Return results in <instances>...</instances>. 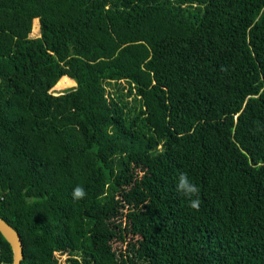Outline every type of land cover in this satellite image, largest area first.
Returning a JSON list of instances; mask_svg holds the SVG:
<instances>
[{"label": "trees", "instance_id": "16d2710c", "mask_svg": "<svg viewBox=\"0 0 264 264\" xmlns=\"http://www.w3.org/2000/svg\"><path fill=\"white\" fill-rule=\"evenodd\" d=\"M0 217L19 264H264V0H0Z\"/></svg>", "mask_w": 264, "mask_h": 264}, {"label": "clouds", "instance_id": "9594fccd", "mask_svg": "<svg viewBox=\"0 0 264 264\" xmlns=\"http://www.w3.org/2000/svg\"><path fill=\"white\" fill-rule=\"evenodd\" d=\"M177 192L187 201L188 206L196 211L200 209V189L193 183L187 173H180L176 181ZM87 195L85 189L77 185L72 192V197L74 200H82Z\"/></svg>", "mask_w": 264, "mask_h": 264}, {"label": "water", "instance_id": "95a60500", "mask_svg": "<svg viewBox=\"0 0 264 264\" xmlns=\"http://www.w3.org/2000/svg\"><path fill=\"white\" fill-rule=\"evenodd\" d=\"M0 234L9 244L12 251L11 264H19L22 259V245L18 233L0 217Z\"/></svg>", "mask_w": 264, "mask_h": 264}, {"label": "rangeland", "instance_id": "374dc122", "mask_svg": "<svg viewBox=\"0 0 264 264\" xmlns=\"http://www.w3.org/2000/svg\"><path fill=\"white\" fill-rule=\"evenodd\" d=\"M34 19H35L34 22H33L34 25H33V27L31 25L30 35L37 34L38 22H37V18H34ZM73 83H74L73 81L71 82L69 80L67 83L62 84V86H60V85L54 86L51 90H52V92H55V93L61 92V91L65 90V89H68V88H71V87L75 86V84H73ZM57 258L59 259L58 260L59 264H65V260L67 259L66 255H62V254L61 255L60 254H57Z\"/></svg>", "mask_w": 264, "mask_h": 264}, {"label": "built area", "instance_id": "2783aa9c", "mask_svg": "<svg viewBox=\"0 0 264 264\" xmlns=\"http://www.w3.org/2000/svg\"><path fill=\"white\" fill-rule=\"evenodd\" d=\"M0 259H1V245H0ZM0 264H3L2 262H0Z\"/></svg>", "mask_w": 264, "mask_h": 264}, {"label": "crops", "instance_id": "0c3cea01", "mask_svg": "<svg viewBox=\"0 0 264 264\" xmlns=\"http://www.w3.org/2000/svg\"><path fill=\"white\" fill-rule=\"evenodd\" d=\"M64 78H67V77H64Z\"/></svg>", "mask_w": 264, "mask_h": 264}]
</instances>
